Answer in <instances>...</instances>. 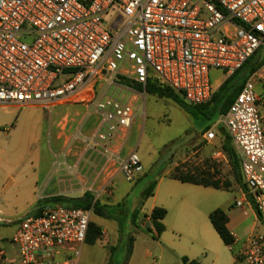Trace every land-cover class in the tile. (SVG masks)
<instances>
[{
  "label": "built area",
  "instance_id": "2783aa9c",
  "mask_svg": "<svg viewBox=\"0 0 264 264\" xmlns=\"http://www.w3.org/2000/svg\"><path fill=\"white\" fill-rule=\"evenodd\" d=\"M263 49L264 0H0V106L92 105L101 117L95 138L109 146L128 135L149 83L205 105L213 70L231 76L260 63ZM100 84L128 97H99ZM224 118L247 188L236 207L263 215L264 65ZM215 158L226 160L222 151ZM120 169L129 182L144 172L137 152ZM91 220L92 210L66 205L28 214L12 237L18 260L0 252V264H78ZM234 245L235 264H264V234Z\"/></svg>",
  "mask_w": 264,
  "mask_h": 264
},
{
  "label": "crops",
  "instance_id": "0c3cea01",
  "mask_svg": "<svg viewBox=\"0 0 264 264\" xmlns=\"http://www.w3.org/2000/svg\"><path fill=\"white\" fill-rule=\"evenodd\" d=\"M227 78L229 76L225 75V79L219 82L216 87L214 86L215 91L222 86ZM95 91L99 97H103L104 95L128 97L121 88H110L106 84H100ZM57 106L67 107L70 114H73L76 118L73 129L68 131L66 125H63V130L57 135V153H52L54 157L60 158V160L52 162L53 159L48 155L49 159L44 163V167L42 166L41 157L36 156V159L30 160L31 165L24 173L15 176L13 171L4 172L0 169V180H10L15 188L14 193H6L0 189V226L5 227L7 230L0 237V242H3V245H0V252L5 253L6 258L11 261H17L19 258L18 251L12 244V237L16 233L20 222L30 214L29 212L41 200L50 196L49 189L52 187H58L61 190L51 195H63L76 199L82 198L87 192H91L94 195L96 194L95 196L102 195L106 199L110 198L112 203L105 202L106 204H102L100 202L105 206L115 207L122 205L126 207L129 203L128 198L132 192V188L121 190L116 184V179L122 173L119 167L120 161L117 162V160H125L131 153L138 151V143L136 145L130 144V138L134 134L135 126L137 129L140 128L137 117L125 138L119 137L111 145L105 146L95 138L101 124V117L94 106L80 101L59 104ZM139 106L140 104H138L137 109ZM17 109L21 108L17 107ZM219 123H221V117L211 127L210 131L214 132L215 128H217L216 135H219L221 145L219 144L220 146L217 147L216 137L213 140H207V134H204L202 139L207 144L201 150L203 154H210L215 151V156L218 151L224 153L222 150L223 140L219 133V128L223 127ZM194 129L197 134L202 132V128L200 126L197 127L195 124ZM77 130L81 131V136H84L87 139L86 142L90 144L86 143L85 145L84 138L82 139L80 135L75 134ZM196 132H194L195 135ZM87 145L88 147H86ZM115 153L119 154L120 159H117ZM154 158L155 153L153 154ZM225 161H227V156ZM39 168H58L56 182L50 181V171L42 178ZM82 169L86 170V172L81 174ZM173 169H169L162 174V177L157 179V185L152 197L143 201L141 194L139 200L137 199L131 210L129 209L132 214L136 211L139 212L136 223L141 228L140 234L133 224L124 230L126 234H132L135 237L130 259L127 261L126 254L121 252V260L118 261L114 256V262L112 263V250L120 249L119 224L110 225L107 222L108 220L103 218L102 222H96L94 218L93 222L102 229L103 238L97 240L94 244L85 243L77 260L78 264H110V262L111 264H183L180 261L183 257L197 260L201 264H235L233 250L230 246L224 244L214 229L210 215L216 210H222L227 215V228L235 239L233 249H239L241 244L253 231H258L260 217L254 208L245 207L241 209L244 219L237 223L232 215V211L226 209L227 203L222 204L219 193H237L241 196L239 200H243L245 199L244 191L231 180L232 188L230 191L182 183L168 177ZM145 172H148V170L144 167V172L138 176L134 184H138L144 180L142 177ZM216 180L220 179L216 178ZM108 189L110 190L108 191ZM155 208H162L167 211V215L163 221L165 232L158 239H154L150 233L144 236V231L152 228L151 214ZM38 210L39 207L35 212H38ZM244 223L246 224L245 233L240 236L237 234V228ZM140 237L143 242L139 245ZM182 237H185L184 243L180 240ZM97 245L100 247V255L92 258V252L88 247H96ZM221 245L227 250V254L228 251L231 253L232 257L228 254L229 256L225 262L218 259L210 261L208 259L209 253L217 255L222 252L223 248H221ZM70 255V252L61 253L57 256V260L63 261L70 257ZM202 257H205V259L202 260Z\"/></svg>",
  "mask_w": 264,
  "mask_h": 264
},
{
  "label": "rangeland",
  "instance_id": "374dc122",
  "mask_svg": "<svg viewBox=\"0 0 264 264\" xmlns=\"http://www.w3.org/2000/svg\"><path fill=\"white\" fill-rule=\"evenodd\" d=\"M223 79H225V74L223 72L218 70L212 71L211 80L213 86L216 87ZM98 87L99 85H97L96 88ZM260 91L261 88L258 87L257 92ZM138 104H140V106L137 109V122L140 125V128L137 129L135 126L134 134L130 138V144L136 145L138 143L137 153L140 156L144 167L148 170V172H145L142 177L145 178L149 171L158 165L160 160L168 153L170 148L175 143L183 140L186 136L196 131L194 129L192 117L171 100L159 99L157 96L149 95L147 93L145 96L138 99L137 106ZM17 107L19 106H0V169L4 172L13 171L14 176L24 173L25 170L31 165L30 160L33 161L36 159V156H39V158L41 157L43 162L42 166L44 167V163L47 159H49L48 155H50L53 159L52 162L59 161L60 158L53 156L57 153V135L63 130V125H66L67 130L70 131L74 128L76 123V118L73 114H70V111L67 107L57 106L51 110H45L43 107L38 105L19 107L21 109H17ZM224 119V116H222L221 123H219V125L222 126L227 133ZM209 131L206 133L200 132L198 134L196 132V135L190 139L188 144L179 149L170 163L166 164L162 174L171 168H175L178 165H183L186 167L185 169L193 167V169L199 168L205 170L206 172H209L214 178H219L221 182H229L232 185L230 182L231 180L237 186L228 158L227 161H219L214 156L215 151L210 154H203V151H201L202 148L207 144V142L202 139V136L204 134H208ZM215 131V141L217 140V147H219L221 145V139L219 135H216L217 128H215ZM75 134L81 136V131L77 130ZM81 138H84L83 140L85 141L84 143L86 145L87 139L84 136H81ZM86 147H88V145ZM154 153L155 158L153 159ZM115 155H117V159H120L118 153H115ZM118 161H120L119 167L121 168L122 162L124 160H117V162ZM57 169L58 168H39V171L41 172L42 178L48 171H50V181L53 180L56 182ZM85 172L86 170L82 169L81 174ZM149 181L150 178H146L140 183L134 184V182H129L123 173H121L116 179V184L121 190L124 188H132V192L128 198L129 203L125 207L123 221L121 222L124 229L131 226L132 213L129 211V209L131 210V207L135 204L134 202L137 201V199L139 200L141 194L149 184ZM0 189L4 190L6 193L15 192V188L13 187L10 180H0ZM60 190L61 189H58V187L50 188V196L41 200L40 203L36 205L37 207L35 206L29 213H34L38 207L50 206L49 200L53 197H65L63 195H51L60 192ZM109 190L110 189H108V191ZM219 194L222 204L227 203L228 206L226 209L232 211V215L236 222H241L244 219V215L242 210L236 207V202L241 198V196L237 193L231 192H221ZM95 200H98L102 204L109 202L112 203L110 198L106 199V197H103L102 195L95 196ZM94 218L96 219V222H102L101 217L93 215L91 223H94ZM107 222L113 226L115 223L118 224V222L113 220H108ZM95 226L100 228L96 224ZM245 226L246 224L244 223L239 228H237L238 235L241 236L245 233ZM137 229L139 232L141 228L138 227ZM6 231L7 230L5 227L0 226V237ZM144 232V236L149 234L147 231ZM258 232L264 234V214L259 218ZM102 238L103 236L101 229V236L98 240H101ZM184 238L185 237H182L180 239L182 243L185 242ZM86 242H88V236ZM142 242L143 241L140 237L138 244L140 245ZM0 245H3V242H0ZM98 246L99 245L96 247H88L92 252V258L100 255L101 251L100 247ZM221 248H223V251L217 255L209 253L208 259L210 261L218 259L219 261L225 262L229 255L232 257L229 251V255L227 254V250H225L223 245H221ZM121 257L122 253L120 250H118L115 254V258L120 261ZM204 259L205 257H202V260Z\"/></svg>",
  "mask_w": 264,
  "mask_h": 264
},
{
  "label": "trees",
  "instance_id": "16d2710c",
  "mask_svg": "<svg viewBox=\"0 0 264 264\" xmlns=\"http://www.w3.org/2000/svg\"><path fill=\"white\" fill-rule=\"evenodd\" d=\"M264 65V61L261 63L252 60L244 67L243 70L234 73L229 76L222 86L215 92L214 97L211 102L201 106H190L188 105L183 97L175 92L173 89L167 86H157L153 83H149L146 91L149 95L157 96L159 99H168L173 101L182 110L189 114L194 124L197 127L202 128V133H206L211 129V127L219 120L220 117L227 115L229 109L240 94L245 82L248 77L259 68ZM219 133L222 136V150L230 161L232 171L234 174L235 182L243 190L246 191V184L244 182L240 158L235 150L232 139L229 133L225 132L223 128H219ZM170 163V162H169ZM168 163V164H169ZM166 167L164 165L161 169L153 168L145 176L144 179L150 178L149 184L142 193V200L146 201L153 196L154 190L157 185V179L162 177V171ZM183 165L176 166L168 175L171 179L180 181L182 183H188L203 187H211L216 190L230 191L232 185L229 182H221L216 180L209 172L205 170L189 167ZM50 206L54 207L57 205H66L80 209L92 210V216H98L106 220H113L118 222L120 230V249L112 250V263L114 262L115 252L120 250L123 254H126V260L128 261L132 255L133 246L135 243V237L132 234H126L124 232V227L122 226V221L124 217L125 207L122 205L118 206H105L102 205L98 200H95L94 194L91 192L85 193L82 198L69 199L62 196H56L49 200ZM45 206L39 207L38 213L43 212L46 209ZM139 212L136 211L132 214L131 223L133 226L138 228L136 223ZM167 215V211L162 208H155L151 214L152 228L147 232L152 234L154 239H158L164 232L165 226L163 221ZM261 217V213L258 214ZM211 223L224 242L226 246H230L234 243V238L227 228L228 217L222 210H216L210 215ZM88 243L94 244L101 236V229L96 227L94 223L90 222L89 226ZM183 264H201L197 260H190L187 257L182 258ZM111 264V262H110Z\"/></svg>",
  "mask_w": 264,
  "mask_h": 264
},
{
  "label": "water",
  "instance_id": "95a60500",
  "mask_svg": "<svg viewBox=\"0 0 264 264\" xmlns=\"http://www.w3.org/2000/svg\"><path fill=\"white\" fill-rule=\"evenodd\" d=\"M264 60V49L261 52L260 55V63L263 62ZM195 136V133L192 132L190 135L186 136L183 140L175 143L170 150L168 151V153L160 160V162L158 163V165L156 166L157 168H162L164 165L168 164L172 158L174 157V155L176 154V152L181 149L183 146L187 145L188 142L190 141V139L192 137Z\"/></svg>",
  "mask_w": 264,
  "mask_h": 264
}]
</instances>
